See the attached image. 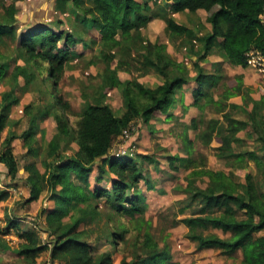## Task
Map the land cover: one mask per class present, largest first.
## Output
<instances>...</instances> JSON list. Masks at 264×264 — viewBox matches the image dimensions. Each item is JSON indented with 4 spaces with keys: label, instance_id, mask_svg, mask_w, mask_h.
Segmentation results:
<instances>
[{
    "label": "trees",
    "instance_id": "1",
    "mask_svg": "<svg viewBox=\"0 0 264 264\" xmlns=\"http://www.w3.org/2000/svg\"><path fill=\"white\" fill-rule=\"evenodd\" d=\"M161 1L169 6L170 14H163L167 32L172 39L188 43L190 52L197 56L194 75H191L186 62L176 60L166 52V45L150 41L143 33L149 22L160 13L154 11L150 2L157 6ZM76 8L83 12L82 21L90 23L101 35V56L105 67L100 74V85L104 93L122 87L125 111L117 115L110 104L97 99L89 102L77 115L74 126L69 114L71 105L59 92V83L65 74L67 61L72 56L70 47L77 41L75 34L42 23L34 24L17 35L15 23L18 21V7L15 3L5 7L0 17V40L4 36H18V58L24 61V65H16L12 80L16 81V76L22 75L29 81L35 75L28 67H37L46 84L44 94L47 103L43 114L52 115L57 123V132L48 142L46 152L49 160L46 169L40 171L34 162L25 167L31 189L29 201L39 198L45 184L52 191L55 207L47 214L46 225L54 234L53 245L49 247L45 243L41 244L34 232L27 231L21 234L25 242L19 250L34 260L37 255L50 249L52 260L63 264H114V253L105 250L95 256L93 244L87 238L88 231L78 228L83 222L95 217L98 203L93 201L101 198H105L111 209L121 214L143 213L146 196L135 188H138L141 179H145L147 184L151 181L135 157L126 154L113 156L110 153L113 146L125 129L136 126V120L148 123L156 113L167 112L177 100L178 89L190 81L198 83L193 91V104L198 107L210 102L217 105L219 112H224L231 97H245L244 78L238 75L236 84L226 87L220 95L221 100L216 101L210 91L222 80V71L217 67L215 72H206L198 61L218 51L233 66L247 67L251 51L264 55V0H55V9L69 17L77 12ZM200 9L206 11V19L211 27L203 33L197 45V30L178 22L172 14ZM60 22L59 19L56 24ZM61 41H64L62 45ZM115 60L117 63L113 65ZM4 62L0 60V80L8 70ZM119 70H137L143 75L157 73L162 81L155 87L145 86L137 79L123 81L118 76ZM13 91L14 88L3 94L0 133L5 128L10 106L17 101ZM204 96L206 101L201 103ZM252 103L248 119L224 113L226 123L219 118H210L203 122L202 127L199 121L193 119L200 142L210 146L213 140H218L221 143L219 155L227 157L233 154L240 173L247 167L244 162L250 160L256 163L258 169L264 168V157L258 152L234 151L235 145L243 142L238 136L241 131L256 134L264 150V113H261L264 95L260 100L252 98ZM29 109L27 106L25 111ZM39 117L42 114L33 115L21 135L24 143L30 144L29 153L32 155L36 153L32 141L37 133ZM15 138V133H10L0 150V182H6L5 175L15 179L19 172V163L12 148ZM62 140L70 145L75 142L78 149L73 153L61 151ZM192 158L179 155L169 157L172 164L179 161L188 167L195 165ZM193 167V174L204 175L209 182L206 187H200L195 185L193 179L189 181L191 200L203 205L198 213L181 219L188 227V236L199 248H218L229 257H234L240 250L243 255L241 264H264V191L258 187L254 175L247 172L243 181H236L223 170H212L200 165ZM95 171V183L91 185L89 175ZM108 177L111 185L101 183ZM6 185L9 187L10 183ZM9 197L10 192L0 188V203ZM238 212H242V216ZM68 216L71 220L64 222L62 219ZM17 225L15 219H9L5 229L10 230ZM211 228L231 234L223 237L204 232ZM129 231L125 226L121 230L114 229L107 233V240L122 252L120 244L128 238ZM136 244L142 249L131 258L124 255L120 264H177L172 261L168 250L159 249L158 241L151 232H146L143 239L137 237Z\"/></svg>",
    "mask_w": 264,
    "mask_h": 264
},
{
    "label": "rangeland",
    "instance_id": "2",
    "mask_svg": "<svg viewBox=\"0 0 264 264\" xmlns=\"http://www.w3.org/2000/svg\"><path fill=\"white\" fill-rule=\"evenodd\" d=\"M11 3H15L18 7V21L15 23L17 35L22 31H27L34 24L42 23L56 30L75 34L77 41L70 47L72 56L67 61L65 74L59 83V92L71 105L69 114L73 126L76 125L77 115L89 102H95L97 99L110 104L117 115L125 111L122 87L119 86L104 93L100 85V74L105 67L101 56V35L90 23L82 21L84 17L82 11H77L76 8L77 12L69 17L55 9V0H0V17L5 7ZM155 9H159L160 13L144 28L145 37L152 42L166 45V52L176 60L186 62L190 67L191 75H194L197 56L192 54V51L190 52L188 43H184L181 39H172L167 32L164 15L170 14L168 4L161 1ZM153 13L155 12L151 14ZM172 16L178 22L197 30L196 42L201 41L203 33L211 27L206 19L207 13L203 9L196 12H178ZM59 19L62 23L56 24ZM18 41V36L15 38L4 36L3 40H0V60L7 63L8 69L6 76L0 80V110L4 92L14 88L13 95L17 98V101L13 102L9 108L5 128L0 133V150L4 147L5 138L10 133H15L16 138L12 143V148L19 163L17 177L12 179L5 175L6 182H0V188L10 192V197L0 203V264H63L52 260L50 249L37 255L35 260L21 254L19 250L20 245L25 242L21 234L27 231L34 232L41 244L45 243L49 247L53 245L54 234L46 225V216L55 207L52 191L45 184L39 198L29 201L31 189L27 181L29 173L25 167L34 162L40 171L43 172L46 169V162L49 160L46 152L48 142L57 132V123L52 115L43 114L47 103L44 94L46 84L42 81V74L37 67L34 65L28 67L29 71L35 75L29 81L22 75L16 76V81L11 78L16 65H24V61L18 58ZM63 42L61 41L60 45ZM199 43L197 42V45ZM217 59L219 61H214ZM116 63L117 60L113 62V65ZM198 63L206 72H215L217 67H220L222 71V80L210 91L216 101L220 99L226 87H233L236 84L235 78L238 75H243L244 78L245 97L242 95L231 97L228 100L230 104L224 107V112H219L217 105L210 102H205L203 107H198L193 104L195 97L192 93V89L197 88L198 83L190 81L178 93L175 104L167 112L156 113L148 123L141 119L136 120L133 137L127 142L122 139L118 140L110 153L113 156L124 153L135 157L143 173L150 178L152 184H147L145 179H141L138 188H135L138 193L142 192L146 196L144 212L134 215L121 214L111 209L112 207L106 203L105 198L94 200L93 203H98L97 214L92 220L80 224L78 229L88 231L87 238L93 244L95 256L105 250H110L114 253V264H120L124 255L131 258L135 255L134 253L142 249L141 246L135 245L136 238L143 239L146 232H151L158 241L159 249L168 250L172 255V261L177 264H241L243 255L240 250L234 257H229L218 248H199L197 243L188 236V227L181 219L195 212L198 213L203 205L201 202L191 200L188 191L189 181L193 179L195 185L200 187H206L209 182L206 176L193 174L195 165L226 171L236 181H243L244 175L250 172L254 175L258 187L264 191L263 167L258 169L256 163L250 160L244 162L247 167L243 169V173H240L234 163L235 156L233 154H228L227 157L220 156L218 147L221 143L216 139L210 146L201 143L196 136L197 130L193 123L195 119L202 127L203 122L210 118H219L226 123L224 113H232L236 118L248 119L253 106L252 98L260 100L264 95V72L260 71L259 67L250 64L246 69L240 66L234 67L218 51L211 52L206 59ZM118 76L123 81L137 79L148 87H155L162 81V77L157 73L151 72L143 75L137 70L131 72L119 70ZM204 101H206L205 96L201 98V103ZM27 106L30 107L29 111H25ZM37 113L39 116L42 114V117L38 118L37 133L32 141L36 153L32 155L29 153L30 144H25L21 135L29 125L30 118ZM261 113H264V108L261 109ZM238 136L243 142L235 145V152L256 151L264 157V150L256 134L241 131ZM188 146L191 147L188 149ZM121 147L125 150L121 151ZM77 149L75 142L70 145L62 140L60 143V150L66 153H73ZM170 155L193 157L195 165L188 167L181 165L179 161L172 164L169 159ZM145 156L153 157L155 160H149ZM96 173L95 171L89 175L91 185L95 183ZM9 183L8 187L6 184ZM101 183L111 185L110 178H106ZM238 215L242 216V212H238ZM9 219H15L18 225L6 230ZM62 220L69 222L71 217H64ZM124 226L130 231L127 233L128 238L120 244L121 252L109 239L107 240V233L114 229L121 230ZM204 232L206 234L216 233L223 237L231 234L215 228ZM142 252L144 253L145 249Z\"/></svg>",
    "mask_w": 264,
    "mask_h": 264
},
{
    "label": "built area",
    "instance_id": "3",
    "mask_svg": "<svg viewBox=\"0 0 264 264\" xmlns=\"http://www.w3.org/2000/svg\"><path fill=\"white\" fill-rule=\"evenodd\" d=\"M263 22H264V16H263ZM254 65L256 67H259L260 70L264 72V55H261L259 53H256L255 51H251L249 53V60H248V65ZM258 68V69H259ZM135 125L131 129H125L120 137L123 141H129L133 137V132L135 131ZM119 139V140H120ZM122 148V149H121ZM121 151H124L123 147H121ZM125 148V147H124ZM119 151V152H121ZM118 152V153H119ZM117 153V154H118ZM124 154V153H123Z\"/></svg>",
    "mask_w": 264,
    "mask_h": 264
},
{
    "label": "crops",
    "instance_id": "4",
    "mask_svg": "<svg viewBox=\"0 0 264 264\" xmlns=\"http://www.w3.org/2000/svg\"><path fill=\"white\" fill-rule=\"evenodd\" d=\"M150 5H151V7L155 10V11H159V9H155L157 6H154V4L152 3V2H150ZM183 13H186V12H183ZM214 61H219L218 59L217 60H214ZM240 66V65H239ZM234 67H238V66H234ZM241 68H244V69H246V67H242V66H240ZM252 70V69H251ZM260 71H262V70H260ZM212 72V71H211ZM263 72V71H262ZM187 84V83H186ZM186 84H183L179 89H178V92H177V94H176V98H177V96H178V93L179 92H181L184 88H185V86H186ZM188 89L190 90V88L188 87ZM192 89V88H191ZM193 89H195V88H193ZM193 89H192V93H193ZM257 100H259V99H257ZM176 102V101H175ZM175 104V103H174Z\"/></svg>",
    "mask_w": 264,
    "mask_h": 264
}]
</instances>
